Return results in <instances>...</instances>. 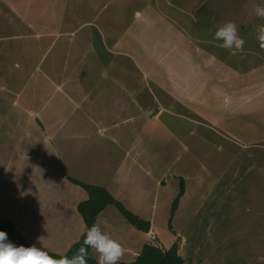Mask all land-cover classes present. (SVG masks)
Wrapping results in <instances>:
<instances>
[{
  "label": "rangeland",
  "instance_id": "374dc122",
  "mask_svg": "<svg viewBox=\"0 0 264 264\" xmlns=\"http://www.w3.org/2000/svg\"><path fill=\"white\" fill-rule=\"evenodd\" d=\"M258 7L264 0H0V219L12 221L31 206L49 207L48 195H38L43 179L57 180V170L96 186L116 178L115 199L143 220L152 218L147 243L164 249L183 244L184 264H264V49L256 39L264 18ZM227 21L237 25L242 49L225 50L214 39ZM184 41L194 60L185 56L176 69L175 45ZM103 46L106 55L128 53L147 79L167 83L188 70L201 80L200 67L216 73L195 102L180 93V105L165 102L152 113L157 109L150 112L149 104L130 135L93 128L90 138V120L59 94L57 84L95 78L93 58ZM202 51L216 58L211 67L202 66ZM80 59L84 65L77 69ZM96 60L108 77L107 60H99L103 67ZM115 62L127 58L116 55ZM131 75L143 76L132 66ZM135 143L136 150L123 148ZM133 160L141 166L130 165ZM105 213L100 227L123 247L143 241L115 207ZM65 231L67 241L77 239L73 229ZM56 233L44 240L55 242ZM31 242L54 252L66 240L51 247ZM129 257L124 253L120 261Z\"/></svg>",
  "mask_w": 264,
  "mask_h": 264
},
{
  "label": "crops",
  "instance_id": "0c3cea01",
  "mask_svg": "<svg viewBox=\"0 0 264 264\" xmlns=\"http://www.w3.org/2000/svg\"><path fill=\"white\" fill-rule=\"evenodd\" d=\"M175 36L176 38H180L179 33L175 34ZM154 40L159 46H161L162 40L159 37H156ZM101 42L103 41L101 40ZM185 44V46L177 44L175 45V51L178 53L176 69L180 63H184L183 61L185 56L191 60H194L193 54L188 51V43L185 42ZM105 52L107 51L104 46L102 48L98 47V59L96 60V57H94L93 63L95 64V60L99 63L100 59H106L107 62L104 64V66L106 65V69L108 68V77H104L105 71L98 69L93 64V74H95V78L92 77L91 79H81L75 77L69 78L67 80L64 79L63 81H60L59 84H57V91L59 94L67 99L68 103H70L72 106H75L76 110H78L90 120L89 122L91 127L87 130V133H90V138L91 135H93L92 133L95 132L94 129H96V131H101L102 133L106 132V134H120L125 131L124 134L128 132L130 135L133 128L136 130L139 128L137 121L140 120L144 113L148 110L149 104H151L150 112H152L154 108L157 109L152 113L159 111L157 107H160L161 105L163 106V103L165 102L172 103L174 101V103L180 105L185 103L182 102V99L179 97L180 93L186 94L188 96L187 98H184L187 99L188 103L195 102L197 95L200 94L211 82L210 76L212 72L216 73L215 69H213L211 73H208L204 67H200L199 72L205 76L201 80H199L193 73L185 70L179 77H177V74L175 76L177 77L175 80H167L166 83L160 79H147L146 74H142L143 69L128 53L112 50L111 53L109 52V54L112 56L111 57L109 54L106 55ZM158 54L159 51H157L155 55L151 57L149 62L152 64L156 63L154 58L158 60ZM201 54L203 56L200 60V62H202V66L204 65L205 67H211V64L216 62V58L211 57V55L206 51H202ZM116 55L125 56V58H127V63L119 62L117 64L115 62ZM142 63L144 64V61H142ZM76 65L78 69L79 66L84 65V62L80 59L76 62ZM131 66L143 76L132 77ZM161 67L163 69V66ZM191 98L193 100L190 101ZM152 102H155L157 106L154 107ZM47 109L48 108H46L45 117H48ZM75 130L81 129L75 127ZM102 137L108 142V139H106L107 136ZM90 138L87 137L86 139L89 141V143H92ZM95 138L98 139L97 137ZM130 139L131 138H129V140ZM112 141L116 142L115 140ZM135 146L136 143L124 145L123 148L127 150H136ZM47 149L50 150V153L54 157L57 155L59 156V154H57V148H51L50 146H47L46 151ZM130 162H132V164H130L132 166H141L136 160ZM120 163L124 165V162L121 161ZM44 165L45 167L53 166H47L45 163ZM119 169H121V167H117V171H119ZM54 174L57 176V180L55 182H52V180L48 182L46 179H43V193L38 195L43 197V200L46 199V196L48 195V203L45 205L49 207L41 206L40 208L37 206H31L25 214L17 213L15 216L16 218L12 219V222L14 223L18 233L28 243L30 241L29 244L31 246L33 245L31 239H36L38 242L44 243V246L48 247H51L53 243H61L60 241L62 239L64 241L66 240V243L63 244L64 246L62 247V250L57 249L56 246L59 244H55L53 246L54 252L50 248V252L63 255L73 243L78 241L83 232V221L77 212V205L87 198V193L76 183H86L66 175V173H64V171L61 169L60 171L57 170ZM116 182V178L102 180V187H105L114 199L117 196H115L113 193L111 183L115 184ZM156 183L158 186H161L162 184L159 180H157ZM30 194L31 197L36 195V191L33 192V188L31 186ZM117 199L118 202L125 206V202L123 200L120 198ZM125 208L141 218L138 212H135V210L129 206H125ZM105 212L106 209L98 215L96 224L100 225L101 223H105L102 222L106 214ZM145 219L146 221L150 222V228L153 229L154 227L152 224V218ZM65 228L73 229V232H76L77 239L67 241L68 238ZM23 230L25 232L28 231L30 235L27 236L25 233H23ZM53 231L57 232L56 235L51 238L52 240H55V242H51L50 240L45 241L44 239L46 238L47 234ZM139 233L141 236H144L142 242L140 239H136V242L131 243L130 241L128 246L123 247L125 249V253L130 256V260H128L129 262L133 261L139 255L143 245L147 244V236L149 232L145 233L139 231ZM157 246L161 247L160 244ZM170 246L171 244L165 249H168ZM58 247H60V245ZM182 248L183 244H181V247L178 249L179 255H181Z\"/></svg>",
  "mask_w": 264,
  "mask_h": 264
},
{
  "label": "clouds",
  "instance_id": "9594fccd",
  "mask_svg": "<svg viewBox=\"0 0 264 264\" xmlns=\"http://www.w3.org/2000/svg\"><path fill=\"white\" fill-rule=\"evenodd\" d=\"M257 15L264 18V7L257 8ZM214 39L221 41L219 46L225 50H239L245 44L233 21H227L218 27L214 32ZM256 39L260 48L264 49V24L256 28ZM84 227L85 237L81 247L71 257L65 255L59 258L35 245L16 246L8 241L5 232L0 231V264H88L89 249L97 254V264H118L125 253L123 246L98 224Z\"/></svg>",
  "mask_w": 264,
  "mask_h": 264
},
{
  "label": "trees",
  "instance_id": "16d2710c",
  "mask_svg": "<svg viewBox=\"0 0 264 264\" xmlns=\"http://www.w3.org/2000/svg\"><path fill=\"white\" fill-rule=\"evenodd\" d=\"M81 186L87 193V198L81 201L77 205V212L82 218L83 226L87 225L91 227L92 224H96L98 215L104 211L107 207L113 206L120 213V215L136 230L147 233L150 230V222L143 220L128 211L120 202L115 200L108 190L102 186L76 183ZM183 187H180L175 199L172 203L171 214H174L179 199L182 197ZM0 231L7 234V239L9 242L15 244L16 246L23 245L24 247H31V245L18 233L15 228L14 223L11 220H1L0 219ZM85 237V227H83V232L75 243H73L67 252L63 255H59L50 251V255L59 258L61 256L71 257L77 249L83 244ZM179 243L173 242L168 249H164L154 244H144L141 248L139 255L131 262H118V264H184L181 255L178 253ZM44 250V249H43ZM90 257L88 259V264H97L96 259L91 254V249H89Z\"/></svg>",
  "mask_w": 264,
  "mask_h": 264
}]
</instances>
